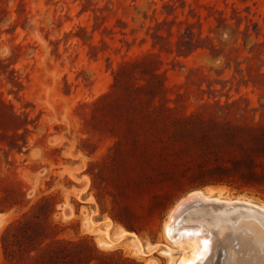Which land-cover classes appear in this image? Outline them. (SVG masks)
I'll return each instance as SVG.
<instances>
[{"label": "rangeland", "instance_id": "1", "mask_svg": "<svg viewBox=\"0 0 264 264\" xmlns=\"http://www.w3.org/2000/svg\"><path fill=\"white\" fill-rule=\"evenodd\" d=\"M200 190L264 207V0H0V264H179L178 219L264 251L253 207L260 247L171 220Z\"/></svg>", "mask_w": 264, "mask_h": 264}, {"label": "bare ground", "instance_id": "2", "mask_svg": "<svg viewBox=\"0 0 264 264\" xmlns=\"http://www.w3.org/2000/svg\"><path fill=\"white\" fill-rule=\"evenodd\" d=\"M251 203L247 202L246 200H240V199L228 200V199H221L219 197H211L210 194H206L204 191L200 190V191H195V192L191 193L189 196H187L186 198L181 200L178 203V205L176 206V208L173 209L174 211H172V215H170L171 216L170 218H171V220L174 221V219L177 220L179 218V216H181V215L183 216L184 213H187L192 208H194L196 211H199V208H200L199 206H203V205L204 206H206V205L211 206V204H212V206L214 205L215 207L222 208L224 210V212L227 213V215H228V229H229L228 233L230 231L237 233L238 231H241V230L247 231L246 234L252 233V235L254 237L258 236V238H259V240L257 239V240H255V242L253 241L254 245L260 247L261 243H259V242H260V240L263 241V239H260L262 234L259 231V229L256 227V225H254L252 223V220L250 218L239 216V215L236 218H233V216H232L236 209L237 210L240 209V210L245 211V210H248L247 207H253L254 209L258 210L260 213L264 214V207L263 206H261V205L257 206L258 204L254 205V203L253 204H251ZM215 207H213V208L215 209ZM200 209H202V207ZM210 210H212V209H210ZM213 210H212V212H213ZM220 213H222V211ZM220 216H218V217L220 218ZM234 216H235V214H234ZM216 217L217 216H215L214 218H216ZM261 217H262V215H261ZM200 218H201V216H200ZM219 218H217V219H219ZM251 218H253V216H251ZM209 219H210V217H209ZM220 219H222V221H223V218H220ZM226 219H227V217H226ZM226 219H225V221H226ZM195 220H198V219H195ZM256 221H257V219H256ZM167 223L170 224V221H168ZM184 223H186V224H184ZM263 223H264V219H263ZM169 224H168V226H169ZM190 225L191 224L188 225L187 222H185L184 220L182 221L181 219H178L176 221V225H175L176 229H174V231H173V230H171V227H170V228H168V232L166 231V233L169 235L168 237L171 238L172 241L180 247L181 252L183 253L182 259H181L179 264H264V251H261L259 249L251 250L250 245L247 244L248 241L245 240L247 237L246 238H243V237L237 238V236H235L234 240L228 238L227 241H224V239L221 238V236L223 235V231H216V232H214L215 234H212V235L210 233L198 235L197 233L199 231H196V227L195 228L191 227L192 228L191 229ZM209 225H210V223H209ZM260 225H259V227H260ZM198 228H197V230H200ZM231 228L235 229V231L232 230ZM184 229H188V230H184ZM166 230H167V224H166ZM201 230H202V228H201ZM122 234L134 235L133 233H130V232L125 231V230H123ZM243 234H245V233H243ZM227 237H229V236L227 235ZM212 238H214V240L211 241ZM205 240H208V242H209L207 245H205V243H204ZM154 247L155 246L153 245L152 248H154ZM254 248H256V247H254ZM173 250L171 252H173ZM171 252H168L170 256H171V254H170ZM249 252L251 254H248ZM243 255H245L246 258H244Z\"/></svg>", "mask_w": 264, "mask_h": 264}, {"label": "snow or ice", "instance_id": "3", "mask_svg": "<svg viewBox=\"0 0 264 264\" xmlns=\"http://www.w3.org/2000/svg\"><path fill=\"white\" fill-rule=\"evenodd\" d=\"M204 243H205V245H207L209 242H208V240H205Z\"/></svg>", "mask_w": 264, "mask_h": 264}]
</instances>
